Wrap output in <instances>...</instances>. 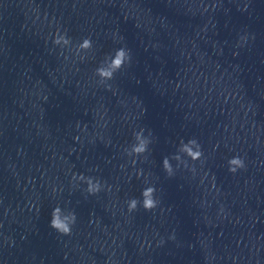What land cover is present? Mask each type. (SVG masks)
Returning a JSON list of instances; mask_svg holds the SVG:
<instances>
[{"label":"clouds","instance_id":"1","mask_svg":"<svg viewBox=\"0 0 264 264\" xmlns=\"http://www.w3.org/2000/svg\"><path fill=\"white\" fill-rule=\"evenodd\" d=\"M53 43L56 45L67 46L71 43V39L67 37L66 34H59V30H57V34L53 39ZM92 47L93 44L91 38H84L77 47V54L80 53V50H90ZM130 61L131 50L126 49L125 47H120L115 50L114 54H110L105 57L104 62L100 67L96 69L95 74L100 78V83H104L105 81L112 80L114 78L115 73L121 70L126 63H130ZM107 87L111 88L110 85H108ZM143 131L144 130L141 129L139 132L135 133V139L137 143L131 147V150L128 152L129 155H132L133 153L139 155L147 151V145L150 141L147 138H143ZM179 151L185 153L193 161L200 159L202 156L200 145L195 139H191L187 143H183L182 141ZM174 159L180 161L181 157L180 155H176L174 156ZM228 164L229 171L232 173H235L237 169L245 167L244 161L240 157L230 158L228 160ZM162 165L164 170L168 172L169 175H171L172 166L169 162L168 157L163 158ZM79 179H86V183L88 185L87 191L89 194L98 193L102 187L99 181H96L94 183L92 178H85L83 175H81ZM155 192L156 188L154 186H150L142 190V206L145 210H152L157 206L158 202L156 199H154ZM127 203L128 211L132 212L137 209L138 203H140V201H138L136 198H132ZM76 219L77 217L74 211H69L67 212V214H65L61 207L57 206L51 211L49 227L63 235H71L72 226L76 223Z\"/></svg>","mask_w":264,"mask_h":264}]
</instances>
